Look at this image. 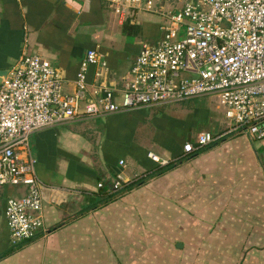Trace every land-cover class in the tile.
I'll return each mask as SVG.
<instances>
[{
  "label": "crops",
  "instance_id": "1",
  "mask_svg": "<svg viewBox=\"0 0 264 264\" xmlns=\"http://www.w3.org/2000/svg\"><path fill=\"white\" fill-rule=\"evenodd\" d=\"M158 20L144 11L118 19L99 0H0V69L24 49L54 67L71 92L84 52L94 48L105 68L94 78L90 66L87 81L118 88L139 44L159 36ZM125 23L138 33L123 32ZM196 98L199 106L189 99L30 133L43 231L9 244L4 203L24 187L0 185V264H152L151 249L172 243L175 256L190 252L192 264H264V138L232 132L183 155V143L199 132L228 127L217 105ZM148 152L184 159L100 206L101 186L114 191L116 181L120 188L150 174L157 163ZM175 233L194 240L181 244Z\"/></svg>",
  "mask_w": 264,
  "mask_h": 264
},
{
  "label": "built area",
  "instance_id": "2",
  "mask_svg": "<svg viewBox=\"0 0 264 264\" xmlns=\"http://www.w3.org/2000/svg\"><path fill=\"white\" fill-rule=\"evenodd\" d=\"M99 1L121 20L139 11L157 15L159 36L139 44L118 88L87 81L90 66L94 78L105 68L94 48L84 52L71 92L63 90L54 67L24 49L6 72L0 83V185L24 187L3 207L11 246L43 231L40 181L28 144L33 131L214 96L228 127L199 132L183 143V155L232 132L264 138V0H176L178 7L170 0ZM147 157L167 163L151 152Z\"/></svg>",
  "mask_w": 264,
  "mask_h": 264
},
{
  "label": "rangeland",
  "instance_id": "3",
  "mask_svg": "<svg viewBox=\"0 0 264 264\" xmlns=\"http://www.w3.org/2000/svg\"><path fill=\"white\" fill-rule=\"evenodd\" d=\"M170 2L172 3V5L173 6H175V7H178L179 6V3H178V1H176V0H170ZM206 100H204L206 103H208V104H210V105H213V106H215V105H217V102H216V98L214 97V96H209V97H204ZM190 103H193L194 105L196 104V105H200L201 104V102H200V100L198 101V98H191L190 100ZM195 101H198V102H195ZM218 106V105H217ZM219 107V106H218ZM220 108V110L221 111H223L222 110V108L221 107H219ZM166 109V108H165ZM176 112H177V110H176ZM169 197H166V199H164V202H163V205H164V207H169L170 208V206L169 205H171L172 203H173V201L172 200H170V201H166L167 199H168ZM159 202H161V200L159 201ZM169 203V204H168ZM186 209V208H185ZM181 220V219H180ZM181 222H182V220H181ZM201 236V235H200ZM188 240H189V238L187 237V236H185L184 235V233L183 234H177V233H175V241H180L181 242V244L182 243H185V242H187L188 243ZM194 240V238L193 237H191L190 238V240L189 241H193ZM169 247V250H167V249H164L163 250V252L162 251H160V249L159 248H157V249H155V248H153V249H151L152 250V253H153V256H152V258H151V263L152 264H192L193 262H192V260H189L191 257H192V255L190 256V252L189 253H187V254H185V255H181L180 257H178V256H175V246H174V244L172 243L171 245H169L168 246ZM182 250H184V248H186V247H180ZM192 250V249H191ZM193 250H195L196 251V253H198L199 252V250H200V248H195V249H193ZM151 254V253H150ZM158 255H159V258H158V260L155 258V257H158ZM190 257V258H189ZM160 258H161V260H160ZM195 262H197L198 260L197 259H195L194 260ZM192 262V263H191Z\"/></svg>",
  "mask_w": 264,
  "mask_h": 264
},
{
  "label": "trees",
  "instance_id": "4",
  "mask_svg": "<svg viewBox=\"0 0 264 264\" xmlns=\"http://www.w3.org/2000/svg\"><path fill=\"white\" fill-rule=\"evenodd\" d=\"M131 29H132V33H133V34L138 33V27H135V25H130V24H128V23H125V24H123V26H122V30H123V32H125V33H128L129 31H131ZM187 100H189V99H187ZM183 101H185V100H183ZM183 101H182V102H183ZM180 102H181V101H180ZM220 139H221V138H220ZM220 139H218V140H216V141H214V142H212V143H210V144H208V145H206V146L201 147L200 149L194 151V153H197V152H199V151H201V150H203V149H205V148H207V147H209V146H211V145H213V144H216L217 142H219ZM183 159H184V157H181V158H179V159H177V160H175V161L167 162L166 164H163V165H159V164L157 163L158 165L156 164V165L154 166V168H153V170L150 172V174H148V175L146 174L145 176L141 177L140 179H137V180H134V181H132V182H130V183H127L126 185H123L122 187L117 188V189L114 190V191H109L110 189L107 190L108 188L106 189L105 187L101 186V187L99 188V193L101 194V197L99 198V201H98L99 205L102 206V205H104V204H106V203H108V202H111V201L115 200V199H116L119 195H121V193H123L124 191H128L129 189L134 188V187H136V186L142 184V183H143L144 181H146L149 177L152 178V177H154V176H157V175H159V174H161V173H163V172L169 170V169L172 168L177 162H180V161L183 160ZM97 205H98V204H97ZM17 246H18V245H17Z\"/></svg>",
  "mask_w": 264,
  "mask_h": 264
},
{
  "label": "water",
  "instance_id": "5",
  "mask_svg": "<svg viewBox=\"0 0 264 264\" xmlns=\"http://www.w3.org/2000/svg\"><path fill=\"white\" fill-rule=\"evenodd\" d=\"M6 72H7V69H0V83L3 80ZM179 245H180L179 243H176V246H179Z\"/></svg>",
  "mask_w": 264,
  "mask_h": 264
}]
</instances>
